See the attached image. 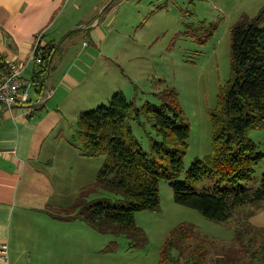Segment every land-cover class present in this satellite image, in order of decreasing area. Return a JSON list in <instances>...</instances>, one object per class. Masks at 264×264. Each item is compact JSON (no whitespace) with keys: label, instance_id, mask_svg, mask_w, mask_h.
<instances>
[{"label":"rangeland","instance_id":"rangeland-1","mask_svg":"<svg viewBox=\"0 0 264 264\" xmlns=\"http://www.w3.org/2000/svg\"><path fill=\"white\" fill-rule=\"evenodd\" d=\"M107 3L106 10L96 14L105 34L96 48L102 60L90 61L94 73L87 80L79 73L80 85L68 92L61 91L60 97H66L57 110H51L55 117L42 133L46 137L41 144V151L45 152L42 160L50 159L51 163L38 162L37 180L30 184L22 181L34 188L29 189L31 198L25 205L28 213L10 244L8 264H158L169 233L179 224L192 225L206 238L204 243L213 246L209 258L218 249L236 253L238 230L245 242L256 241L257 252L253 253L252 248L245 257L235 254L232 264H264V200L259 207L243 205L228 220L215 221L176 202L171 181L161 179L159 209L135 213V223L145 239L134 241L123 235L98 232L79 219L69 222L51 214L67 215L64 207L75 202L83 186L94 182L105 156L86 155L74 132L82 113L108 104L117 91L138 106L158 105L156 93L166 86L174 87L190 125L184 168L178 180L185 179L192 163L212 151L209 111L217 104L220 86L231 75V26L242 15L256 16L264 6V0H107ZM71 15H75V20L78 18L75 12ZM88 41L90 37L84 30L69 37L66 43L69 53L63 47L55 60L58 64L63 59L64 62L74 48L80 50ZM140 121L145 118L142 116ZM131 126L143 148L149 151L150 136L157 139L150 124L143 128L132 120ZM248 136L263 152L250 181L255 186L264 173V125L251 128ZM215 182L202 178L195 187L200 191L211 189ZM86 197L116 201L119 195L101 190ZM172 253L177 255V250Z\"/></svg>","mask_w":264,"mask_h":264},{"label":"trees","instance_id":"trees-1","mask_svg":"<svg viewBox=\"0 0 264 264\" xmlns=\"http://www.w3.org/2000/svg\"><path fill=\"white\" fill-rule=\"evenodd\" d=\"M230 33L231 75L220 86L217 104L209 111L212 151L192 163L185 179L178 180L184 168L190 125L174 87L166 86L156 93L158 105L138 106L117 91L108 104L79 116L74 138L86 155L105 158L94 182L83 186L75 202L64 207L68 214L53 216L79 218L98 232L144 240L143 231L135 223V213L159 209L161 179L171 181L176 202L215 221L228 220L243 205L260 206L264 200V173L257 185H250V181L263 152L249 138L248 131L264 125V6L254 17L242 15ZM45 48L35 81L50 65L51 47ZM0 62L2 65L1 55ZM132 120L143 128L148 123L154 131L157 139L150 136L149 151L134 135ZM202 178L215 179V186L196 190L195 184ZM101 190L119 197L116 201L86 197ZM237 232L236 253L218 249L209 258L213 246L204 243L206 238L192 225L179 224L169 233L158 264H232L235 254L245 257L252 248L256 254V241L245 242L244 235Z\"/></svg>","mask_w":264,"mask_h":264},{"label":"crops","instance_id":"crops-1","mask_svg":"<svg viewBox=\"0 0 264 264\" xmlns=\"http://www.w3.org/2000/svg\"><path fill=\"white\" fill-rule=\"evenodd\" d=\"M108 4L107 0H0L2 62L28 61L39 34L42 43L50 46L52 52L50 65L38 81L34 76L41 67L31 60L28 62L25 76L35 82L30 88V101L11 108L0 105V243L8 245V254L12 239L17 237L19 225L28 213L25 205L31 198L29 189L34 188L23 185L22 181L30 184L37 180L38 162L41 165L51 163L47 159L48 152L45 154L47 161L42 160L45 152L41 151V144L46 140L42 133L50 126L48 121L55 117L51 110H57L66 97H60L62 90L68 92L80 85L79 73L85 80L92 76L91 60H102L96 48L104 41L105 34L96 14L106 10ZM74 12L78 17L76 20L75 15H71ZM82 30L89 35L90 41L82 44L80 50L74 48L72 55L58 64L55 59L61 49L66 47V54L69 53L66 45L69 37ZM84 67L89 69L88 72ZM78 219L62 220L73 222Z\"/></svg>","mask_w":264,"mask_h":264},{"label":"built area","instance_id":"built-area-1","mask_svg":"<svg viewBox=\"0 0 264 264\" xmlns=\"http://www.w3.org/2000/svg\"><path fill=\"white\" fill-rule=\"evenodd\" d=\"M46 48L39 34L34 42L28 61L6 60L0 73V105L11 108L30 101V88L34 82L25 76L28 62L31 60L38 67L43 62ZM8 245L0 243V264H8Z\"/></svg>","mask_w":264,"mask_h":264}]
</instances>
